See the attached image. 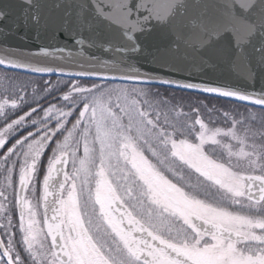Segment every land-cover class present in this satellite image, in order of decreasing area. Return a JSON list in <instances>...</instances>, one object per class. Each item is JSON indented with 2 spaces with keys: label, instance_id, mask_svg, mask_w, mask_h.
<instances>
[{
  "label": "snow or ice",
  "instance_id": "obj_1",
  "mask_svg": "<svg viewBox=\"0 0 264 264\" xmlns=\"http://www.w3.org/2000/svg\"><path fill=\"white\" fill-rule=\"evenodd\" d=\"M12 3V0L0 2V31L4 35L11 32L6 22L12 14L9 7ZM15 4L20 16L15 27L23 24L25 28L43 30L53 40L61 34L70 35L75 48L41 47L32 52L8 51L6 45L0 48V69L4 70L0 76V148L6 147L9 133L14 129L26 123L38 125L35 131L26 132L0 155V176L3 177L0 182V264H85L86 260L89 264H121L110 261L100 251L99 241L91 242L78 220L75 238L65 235L63 220L46 221L42 228L30 199L22 193L35 179L38 162L58 133L62 139L55 140L54 156L43 178L45 196L50 179L60 171L58 166L66 164L69 157H76L74 141L77 137L86 141L95 127L98 139L102 137V144L110 146L117 128L123 135L118 112L126 114L132 126L133 121L141 122V105L154 109L157 116L163 105L175 107L169 96L152 93V86L223 97L251 106L245 112L233 114L200 101L209 113L218 111L230 126L216 128L206 136V127L199 115L196 123L203 129L199 133L201 144L205 140L216 141L217 136H227L241 145H249V150L242 146L234 155L247 158L249 166L260 170L261 174L238 177L223 165H213L205 174L222 183L233 197L246 196L251 207L264 212V90L245 92L164 74L172 71L171 65L179 63L192 65L197 73L225 64L236 78L254 82L257 74L246 49L258 40L254 51L264 55V21L257 24L254 15L257 11L264 13V0H191V3L189 0H84L83 3L18 0ZM149 34L158 38L151 52L143 40ZM94 48L102 49L103 55H90L87 49ZM217 52L225 54L217 58ZM148 55L153 65L163 71L149 73L144 69L140 60ZM74 68L81 70L74 71ZM27 72L37 75H26ZM53 72L57 73L55 79H43L42 74ZM188 75L190 77L191 72ZM126 83L148 87L135 88V95L129 99ZM52 92H57L64 103H49L44 107L37 102L8 119L6 109L16 110ZM136 97L144 99L138 104ZM38 110L39 114L43 113L42 117L33 115ZM77 110L76 118L70 121ZM192 112L199 113L200 109L193 108ZM149 114L143 112V116ZM109 120L113 126L106 129L104 124ZM49 121H55V126ZM127 146L132 148L130 142ZM198 148V145L187 146L192 156L200 160L203 153L198 152ZM84 167L81 159L80 170ZM221 176H227L230 182L223 183ZM257 182L258 195L255 194ZM72 197L73 193H69V199ZM66 204L67 201H60L57 215L63 216ZM204 219L211 225V231L198 232L197 239L179 248L147 245L144 241H133L130 234L121 236L131 257L129 264H134L144 251L150 257L144 264H188L179 258L185 253L192 254L193 264H264V246H261L264 245V215L206 208ZM205 236L210 240L204 241L201 247ZM252 241L256 242V247L247 250L239 247L241 243ZM160 242L166 244L164 240ZM142 243L146 244L145 248L140 247ZM169 247L177 257L171 256Z\"/></svg>",
  "mask_w": 264,
  "mask_h": 264
},
{
  "label": "rangeland",
  "instance_id": "obj_2",
  "mask_svg": "<svg viewBox=\"0 0 264 264\" xmlns=\"http://www.w3.org/2000/svg\"><path fill=\"white\" fill-rule=\"evenodd\" d=\"M125 87L128 90L129 99H131L135 95V88L130 86ZM143 99L144 98L136 97V102L140 104ZM165 110H167V116L165 115ZM39 111L40 110L37 112L39 113ZM145 111L149 112L150 114L148 116H143V112ZM139 112L141 122L137 124L135 121H133L132 126H129L130 121L126 114L122 112L117 113L121 117L123 135L119 134L121 133V129L117 128V135H115V137L111 140L110 146L102 144V137L98 139V134L95 127L91 129L86 141L79 140V137H77L74 145L76 148V157L74 159L71 157L69 166L70 183L67 185L65 190L66 197L64 201H67V204L64 208V227L66 236H71L69 233V225L72 223L73 218L78 217V215H84V217H86L91 223L94 221L96 222L97 220L101 221L98 217L102 214V203L106 201V191L108 190L104 181L105 176L107 177L108 175L109 178L114 182V178L121 176L122 173L120 172H125L128 168L140 165L147 166V164H149V158L152 159L153 164L151 165L155 166L157 169L162 168L170 172L177 173H182L187 170L189 172L188 177L193 178L192 180H188L187 190H182V192L177 191L181 201L179 208L175 207V205L171 202H168L167 204L158 202L156 212L154 211L155 213H153V218L151 219L149 216L150 207L148 204L144 203L142 200L141 202L138 201L132 204V208L135 212L138 211L137 213H141L142 215L148 217L147 219L151 221L152 227L159 236H162L169 241L182 246L185 244V242L198 238L195 236L196 233L191 227L190 214L192 212H198L199 214L205 216L206 208H212L226 209L236 213L235 211L229 209L227 204H238L236 201L239 200L240 203L243 197H233L232 193L229 192L227 188L222 186V183L217 182V180L211 178L210 175H206L205 171H210L211 166L213 165H223L225 168L230 169L232 173L237 174L238 177L241 174L245 175L247 173H254L252 171H238L237 166L244 165L246 169H250L251 167L248 164L247 158L242 159L234 155V153L242 146L246 151L249 150V145H241L239 141L232 140L227 136H217L216 141L205 140L204 143L201 144L199 133L203 129L199 124L196 123L197 117L190 118L188 114L185 115V112L179 108L163 105L159 116H157L154 109L141 105ZM178 113L180 114L177 115ZM77 114L78 111L74 112L70 118V121L74 120ZM39 115L42 117L43 113H40ZM201 121L206 127V136L210 135L211 132L216 129L209 127L202 118ZM49 123L52 124L53 127L55 126V121H49ZM28 124L34 128L33 131H35V128L38 127L37 124L32 123H26L25 125ZM183 125H185V127L188 126L186 128H190V131H187L185 128H183ZM112 126L113 125L110 120L106 121L104 124V128L106 129L111 128ZM19 131H21L20 128H17L9 133L6 146L8 145L11 136L19 133ZM226 137L231 140L230 142H236L235 144H238V146L235 147L234 143L230 142L223 143L222 141ZM127 138H130V141ZM56 139H62L60 133H58L53 141L48 145V147L51 144L53 145L52 152H49L47 147L42 154L35 172V179L28 186L26 195V198H29L33 205V208L37 214V219L40 220L42 228H44V221L41 202L44 187L43 179L37 183L38 179L36 178V174L42 165V160H44L46 169H44L45 172H43L46 175L48 162L54 156ZM129 142L132 144V148L127 146ZM14 143L15 142L12 144ZM12 144L8 145V147H10ZM217 144L223 145V148L229 154L232 153V155H230V157L232 156L233 159V163H231L232 165H226L224 163L218 162L214 160L212 155H208L206 153V146ZM153 145L154 148L151 147ZM189 145L199 146L197 151L203 153V156L200 160H197L192 156L190 150L187 149V146ZM133 148L135 149V153H133ZM3 151H6V149L0 148V155L3 154ZM105 157H107V159H105ZM81 159H83L85 162V167L83 170H80ZM205 160L207 163H205ZM254 170L258 171V169ZM94 171L97 172L98 178L96 181H93L95 183L92 188L91 177L94 176V174H92ZM105 173L107 175L104 176ZM115 174L118 175L116 176ZM220 180L223 181V183L230 182L227 176H221ZM2 181L3 177L0 178V182ZM114 184L116 188H120L121 186L117 180H115ZM205 185L207 188H213L214 186L217 187L221 195L224 194L225 197L224 195L222 199H219L217 196L213 197L211 191L208 192L210 194H203L202 187ZM217 188L216 191H218ZM91 190H93V196ZM69 193H73L72 199H69ZM108 213L110 216V212ZM237 213L242 214V212ZM102 227L105 229L104 231L110 232V227H107L105 224ZM208 240L210 239H203L201 244L204 245V241ZM256 246V242L254 241L239 244V247L244 250H247L248 247ZM23 255L26 256L27 253H23ZM85 264H87V261H85Z\"/></svg>",
  "mask_w": 264,
  "mask_h": 264
},
{
  "label": "flooded vegetation",
  "instance_id": "obj_3",
  "mask_svg": "<svg viewBox=\"0 0 264 264\" xmlns=\"http://www.w3.org/2000/svg\"><path fill=\"white\" fill-rule=\"evenodd\" d=\"M74 145H75V141H74ZM151 147L154 148V145ZM52 149H53V145L51 144L48 147V151L52 152ZM148 161L149 164H147V166L140 165V166L128 168L126 169L125 172H120L122 173L121 176H117L118 174H115L117 177L115 176L116 178H114V182L115 180H117L121 185L120 188H116L113 180L110 179L109 176L105 173L104 176L107 175V177L106 176L104 177V181L108 190L106 191L107 192L106 201L102 203L104 209L103 208L101 209L102 214L99 215L98 217L101 221L97 220L96 222L94 221L91 223L86 217H84V215H78V217L73 218L72 223H70L69 225V233L71 237L75 238L77 236L76 229L78 227V223H77L78 220L79 223H82L84 225V229L87 230L88 237L91 240V242L96 243L97 241H99L100 244L102 245L100 251L106 257H108L110 261L115 260L121 262V264H129V260L131 259V257L128 255L127 249L124 246L121 236L128 237L130 234L133 241H137V240L144 241L146 242L147 245H155L156 247H162L161 246L162 244L160 242L161 240H164L166 242V244H163L165 246L171 245L176 248L181 247L180 245H177L176 243H173L168 239L159 236L156 233L155 229L152 227L151 221L147 219L148 217L142 215L141 213H137L138 211L135 212L132 208L133 206L132 204L138 201L141 202V200L144 203L148 204V206L150 207L149 216L151 219L153 218V213L156 212V207L158 202H162L164 204L171 202L172 204L175 205V207L179 208L181 201L179 199V195H178L179 193L177 191L182 192V190L183 191L187 190L188 174L187 172L177 173V172H170L162 168L157 169L155 166L151 165L153 164L151 158H149ZM153 161L155 162L154 159ZM70 162H71V157H69L65 190L67 188V185L70 183V178H69ZM40 169L42 170L46 169L44 160H42V165ZM92 174H94V176L91 177L92 179L91 187L93 188V185L95 183L93 181L97 180L98 174L95 171L92 172ZM65 190L63 194V200L66 197ZM92 191L93 190H91V193ZM108 212H110V216ZM193 215H197L203 218L204 216L199 214L198 212H192L190 214L191 227L193 228V231L196 233L195 236H197V233L199 231L193 223L192 220ZM64 216H65V212L63 211V216H62L63 224H64ZM104 224L107 227H110V232L104 231L105 229H103L102 227ZM145 227L150 232L149 234L152 233L155 237L159 239L160 242L159 245L156 243V241L151 240L150 236H145L143 234V230ZM72 228H73V233L71 230ZM64 233H65V227H64ZM205 238L210 239L209 236H205L203 239ZM146 244L142 243L140 244V247L145 248ZM201 247H203L202 244ZM145 254H148V252L144 251L139 253V259L134 261V264H144V260H142V257ZM185 255H187L190 258L192 254L185 253ZM171 256L173 257L172 253ZM87 264H89L88 261Z\"/></svg>",
  "mask_w": 264,
  "mask_h": 264
},
{
  "label": "water",
  "instance_id": "obj_4",
  "mask_svg": "<svg viewBox=\"0 0 264 264\" xmlns=\"http://www.w3.org/2000/svg\"><path fill=\"white\" fill-rule=\"evenodd\" d=\"M3 2V0H0ZM12 4L9 5L11 8V16L9 17L8 21L6 22V28L11 30V32L7 35H4L2 31H0V48L6 45L8 51H15V50H24L27 52H32L35 50L40 49L41 47H58V46H66L69 48H75L74 45V38L70 35L61 34L57 39L53 40L47 32L43 30H37L35 28H25L23 24H18L17 27L15 25L20 21V16L18 13V8L15 3H18V0H12ZM72 2V0H69ZM75 3H83L84 0H74ZM191 3V0H189ZM191 12V8L189 9ZM256 17V23L259 24L264 21V13L259 11L254 13ZM2 27V26H0ZM88 33H85V36H88ZM157 36L154 34H149L146 37H143L144 42L149 46V52L152 51L153 46L157 42ZM259 44V41H254L253 45L247 47L246 51L248 56L251 58L254 71L256 72V80L254 82H248L242 79H238L232 75L230 69L225 64H219V66L214 70L204 71L202 73H197L193 70L192 65L187 63H179L171 65L172 71L168 73H164L168 76H176L177 78L181 79H195L197 81H204L207 83H215L221 86L231 87L233 89H239L245 92H259L264 90V55L254 51V48ZM90 55H103V50L94 48V49H87ZM225 53L224 52H217L216 57H222ZM140 64L144 67V69L151 73L153 71H163L162 68H156L155 65L152 63L151 55L146 56L145 58L140 60ZM74 71H80L81 69L74 68ZM191 72V76L189 77L188 73ZM30 74H34L31 72H27ZM37 75V74H34ZM43 76H57V73H49V74H42ZM80 79H88L87 77H80ZM121 82V81H116ZM180 90V89H179ZM184 91V90H183ZM196 93V92H194ZM203 94V93H199ZM206 95V94H204ZM216 97V96H214ZM223 98V97H219ZM227 99V98H224ZM239 102V101H236ZM69 163V158L66 164L59 165L60 171L57 172L55 177L50 179L48 193L43 198L42 201V211H43V219H44V226L45 222H59L62 220V216L56 214V210L60 209V201L62 200L63 190L65 187V180L67 172V167ZM255 175V174H252ZM248 175H245L247 177ZM245 183H249V181L245 180ZM258 187L259 184L257 182V190L255 192L258 195ZM27 191V190H26ZM26 191L22 193L26 197ZM192 220L194 225L200 232L205 231L208 229L211 231V225L205 222L203 217L193 215ZM63 230V225H62ZM147 228L143 230V234L145 236H150L151 240L156 241L159 245V240L154 237V235L149 234ZM142 234V235H143ZM59 243V240H58ZM168 247V246H162ZM168 250L170 253L173 254V257H177L178 254L175 251H172V247H169ZM185 261H188V264H193L192 261L184 254L183 256L179 257ZM150 259L148 254H145L142 257V260Z\"/></svg>",
  "mask_w": 264,
  "mask_h": 264
},
{
  "label": "trees",
  "instance_id": "obj_5",
  "mask_svg": "<svg viewBox=\"0 0 264 264\" xmlns=\"http://www.w3.org/2000/svg\"><path fill=\"white\" fill-rule=\"evenodd\" d=\"M3 71H4L3 69H0V76H2ZM25 74L26 75H33V74H29V73H25ZM55 78H56V76H54V77L44 76L43 77V79H55ZM84 80H86V79H84ZM118 84H121V83H118ZM124 86H130V87H134V88L148 87V86L133 85V84H124ZM151 91L157 95H160V96H164V95L169 96L170 99H172L173 104L175 105V108H179L183 112L188 113V116L190 118H195V117H197V115H199L209 127H212L214 129L215 128L224 129L225 127H228L230 125L228 124V122L225 120V118L218 111H213V112L209 113L207 111V109L205 108V106L200 103V101L206 102L209 107H212V106H216L217 108L222 107V108L228 110L229 112H231L233 114H237L238 112H245L247 108L251 107L250 105L240 104L239 102L229 101V100L223 99V98L205 96L204 94L187 92V91L171 89V88L152 86ZM37 102L40 103L44 107H46L49 103H64L61 100V98L57 92H52V93H49V94H46L45 96H43L39 101H33L29 104H25L16 110L6 109L5 112H6V114H8V119L14 118L16 115H18L22 111H27L30 107H32V105L34 103H37ZM196 107H198L200 109L199 113H193L192 112V109L196 108ZM37 114H39V113L38 112L34 113V115H37ZM29 120H31V118H29ZM182 127L185 128L187 131L190 129V128L189 129L186 128L188 126L185 127V125H183ZM33 129L34 128L32 126H30V124L25 125L23 127H20L21 131H19V133L11 136V139H10L8 145L15 142L17 140V138L23 136L26 132L33 131ZM194 141H195V139H194ZM230 141L231 140H229L226 137L223 139L222 142L223 143H229ZM230 143H234L235 147L238 146V144H235L236 142H230ZM8 145L6 147H8ZM6 147H5V149H6ZM223 147H224L223 145H219V144L208 145L205 147V151L208 155H212L214 160L221 162V163H224L226 165H232L231 163H233L232 162L233 159H232V156L230 157V155H232V154H229ZM237 169L240 172L252 171L254 173L261 174L260 170L256 171L252 168L246 169L244 165L243 166H237ZM43 171H44V169L42 170L39 168V170L36 174V178L38 179L37 183H39L43 179V177H44ZM1 177L2 176H0V178ZM14 179H15V177H14ZM205 186L202 187L203 188L202 189L203 194L211 191L213 194V197L217 196L219 199H222L224 194L222 193L223 195H221V193L219 192L217 187L214 186L213 188H209V187L207 188V186L206 187ZM216 188L218 191H216ZM208 194H210V193H208ZM224 197H225V195H224ZM224 201H225V199H224ZM223 204H226V203H223ZM229 204H227L228 208L231 209L232 211H235L236 213L242 212V214H249L251 216L264 215V212L257 211L256 209L251 207L249 205V201L245 198H243L242 201L238 204H236V203H234V204L232 203V205H229ZM14 215H15V213H14ZM20 247L22 248V245ZM29 264H30V262H29Z\"/></svg>",
  "mask_w": 264,
  "mask_h": 264
},
{
  "label": "bare ground",
  "instance_id": "obj_6",
  "mask_svg": "<svg viewBox=\"0 0 264 264\" xmlns=\"http://www.w3.org/2000/svg\"><path fill=\"white\" fill-rule=\"evenodd\" d=\"M212 97H214V96H212Z\"/></svg>",
  "mask_w": 264,
  "mask_h": 264
}]
</instances>
